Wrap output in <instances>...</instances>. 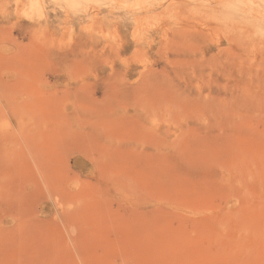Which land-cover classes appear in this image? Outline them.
Instances as JSON below:
<instances>
[{"label":"rangeland","instance_id":"obj_1","mask_svg":"<svg viewBox=\"0 0 264 264\" xmlns=\"http://www.w3.org/2000/svg\"><path fill=\"white\" fill-rule=\"evenodd\" d=\"M0 264H264V0H0Z\"/></svg>","mask_w":264,"mask_h":264}]
</instances>
